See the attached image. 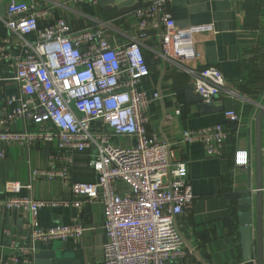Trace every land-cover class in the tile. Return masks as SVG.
I'll list each match as a JSON object with an SVG mask.
<instances>
[{"label":"built area","instance_id":"2783aa9c","mask_svg":"<svg viewBox=\"0 0 264 264\" xmlns=\"http://www.w3.org/2000/svg\"><path fill=\"white\" fill-rule=\"evenodd\" d=\"M171 1L139 0L140 7L133 12L136 38L114 46L100 28L72 30L63 19L40 27L38 19L47 10L24 2L7 4L0 20L8 34L0 53L9 60L16 93L5 95L0 88V145L25 150L53 146L62 160L60 169H33L30 178L60 179L73 195L69 203L30 197L0 201V212L23 209L31 216L25 225L31 230L30 247L11 264H34L36 242L66 240L82 233L80 225L40 229L36 217L41 209L69 205L80 213L83 204L94 202L101 203L104 211L103 264H192L177 220L192 204L193 191L186 162L174 161L173 147L147 130L148 106L161 96L140 89L150 75L142 41L153 34L164 60L180 68L189 66L184 69L193 76V91L207 104L219 97L224 81L215 68L192 66L197 57L193 37L210 27L177 29L166 11ZM29 35L35 39L26 40ZM7 46L18 54L7 56ZM225 117L233 124L239 119L233 111L225 112ZM30 127L37 130L29 131ZM226 137L221 125L189 129L182 132L180 145H198L208 157H219ZM74 152L88 153L94 182L72 180ZM6 157V149L0 147V160ZM235 163L252 168L246 153H238ZM20 189L19 183H13L11 190L9 186L14 193Z\"/></svg>","mask_w":264,"mask_h":264},{"label":"crops","instance_id":"0c3cea01","mask_svg":"<svg viewBox=\"0 0 264 264\" xmlns=\"http://www.w3.org/2000/svg\"><path fill=\"white\" fill-rule=\"evenodd\" d=\"M10 1L35 5L47 10L38 19V25L47 26L63 19L72 30L100 28L111 45H121L137 36L133 12L119 16L117 10L103 11L97 4L65 3V0H0V18L5 15ZM166 11L179 30L209 26L207 32L195 35L193 48L196 60L192 66L201 70L215 68L224 81V89L213 102H222L223 111L203 108L201 102H190L186 95L193 85V76L159 54V39L153 34L142 41L143 52L150 75L140 89L150 94L159 92L161 98L148 106L147 130L156 133L173 147L174 161L186 162L188 180L194 200L177 220L178 230L192 264H256L255 262V168L254 121L259 106L264 102V0H172ZM7 30L0 20V47ZM34 35L26 40L33 41ZM6 55H17L7 46ZM9 60L0 53V88L5 95L16 93L11 80ZM193 86L191 87V89ZM195 95V93H194ZM212 102V103H213ZM207 104V103H206ZM238 115L237 123H230L225 112ZM221 125L227 133L222 155L208 157L198 145L181 147L182 132ZM29 131H36L30 127ZM262 176H263V259H264V120L262 123ZM121 142L128 143L129 139ZM0 147L7 157L0 160V201L30 197L34 200L71 202L70 186L60 179L31 180L33 169H60V154L50 145H37L25 150L18 145ZM246 153L252 168L236 164V155ZM70 175L74 182L92 183L96 179L89 166V155L74 152L71 155ZM19 183L18 193L11 190ZM10 186V190H9ZM250 193L252 259L245 263L241 255L237 207L239 198ZM76 200H83L77 198ZM40 229L82 227L78 237L66 240L36 242V253L58 250L68 259L64 264H103V246L107 237L102 229L104 211L98 202L83 204L78 213L72 206L46 207L37 214ZM31 216L23 209L0 212V264H11L14 257L24 256L30 247L31 230L25 225ZM70 260V261H69Z\"/></svg>","mask_w":264,"mask_h":264},{"label":"water","instance_id":"95a60500","mask_svg":"<svg viewBox=\"0 0 264 264\" xmlns=\"http://www.w3.org/2000/svg\"><path fill=\"white\" fill-rule=\"evenodd\" d=\"M99 6L103 11L117 10L119 16L130 14L140 7L139 0H99ZM193 86V85H192ZM191 86V87H192ZM186 90L187 98L190 102H201L203 108L213 112L223 111L222 102L206 104L200 96L194 95L193 88ZM217 99V98H216ZM264 120V102L259 106V112L254 121V168H255V262L256 264H264L263 259V203H262V123ZM251 194L242 195L238 200L237 216L239 227V239L241 247L242 259L245 263L252 259V239H251ZM68 259L65 253L53 250L35 253L34 264H64L63 261ZM70 261V260H69Z\"/></svg>","mask_w":264,"mask_h":264},{"label":"bare ground","instance_id":"6f19581e","mask_svg":"<svg viewBox=\"0 0 264 264\" xmlns=\"http://www.w3.org/2000/svg\"><path fill=\"white\" fill-rule=\"evenodd\" d=\"M254 190H255V189H254ZM254 190H253V193L255 192Z\"/></svg>","mask_w":264,"mask_h":264},{"label":"trees","instance_id":"16d2710c","mask_svg":"<svg viewBox=\"0 0 264 264\" xmlns=\"http://www.w3.org/2000/svg\"><path fill=\"white\" fill-rule=\"evenodd\" d=\"M146 59V58H145ZM147 62V61H146ZM148 65V64H147Z\"/></svg>","mask_w":264,"mask_h":264},{"label":"rangeland","instance_id":"374dc122","mask_svg":"<svg viewBox=\"0 0 264 264\" xmlns=\"http://www.w3.org/2000/svg\"><path fill=\"white\" fill-rule=\"evenodd\" d=\"M253 194H255V193H253Z\"/></svg>","mask_w":264,"mask_h":264}]
</instances>
